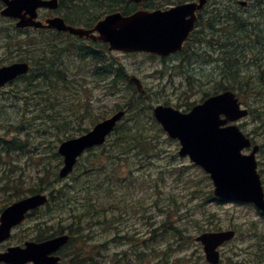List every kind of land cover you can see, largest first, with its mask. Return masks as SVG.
I'll use <instances>...</instances> for the list:
<instances>
[{"label": "trees", "instance_id": "obj_1", "mask_svg": "<svg viewBox=\"0 0 264 264\" xmlns=\"http://www.w3.org/2000/svg\"><path fill=\"white\" fill-rule=\"evenodd\" d=\"M78 2L77 0L70 2L75 7L69 13L72 18L93 16L97 21L102 14L93 15L92 10H96L98 5L106 7L105 13L119 8L128 14L134 8L131 2L123 5L119 0H86L85 2L82 0L81 5ZM257 4L261 6L262 11L260 12L264 18V0H257ZM228 7H231L232 11H228ZM232 7L233 5L227 3L224 5V10L216 9L214 15L201 20V26L206 29L202 40L210 43V47H214L218 54L216 59L220 63V68H223L219 71L218 78L214 79L215 85L218 83L222 85L213 93L206 92L205 97L230 89L235 91L241 99L249 94L260 99L264 96V28L256 26L254 21L249 22L242 20L241 16L237 17L233 14L235 9ZM223 11V14L231 19H227L222 14ZM69 40L65 41L61 36H53L40 44H23L19 40L30 55V58L26 55L22 61L31 60L34 65L28 74L19 79H26L29 85L30 82H35L33 80L38 79L46 86L41 88L42 93L51 90L52 101H49L47 106L56 110L55 124L57 117H62L56 125L59 128L64 127V130H69L72 123H79L83 118L92 116L88 110L80 114L79 108H73L72 117L70 113L66 114L63 111V106L69 99L66 98V94L62 96V92L68 90V95L72 92L75 99L71 103L76 105L82 103L81 95L89 91L87 81L83 77L77 78L82 70L91 69L97 79L100 77V80H110L109 84L112 88L110 93L112 94L121 90L120 85L123 82L130 84L124 65L114 56L111 59L108 58L110 55L105 44L93 43L86 46L81 42L74 43L71 39ZM199 41L201 40L195 32L181 52L183 59L188 61L192 55L198 54L192 44ZM256 41L259 49L255 57L261 61L252 74L251 82H248L244 78V75L248 74L243 68L241 58L247 54V50L250 52L256 50L252 46ZM75 54L77 56L79 54L80 59L76 58ZM67 55L78 59L74 65L75 70L70 69L71 64L62 62V58ZM251 61H255V58H251ZM129 95L128 101L117 108V110L125 109L126 117L117 125L107 141L97 146L102 148L100 152H96V147H93L85 152L86 155L84 153L79 158L74 171L68 178L59 177L63 157L58 151L50 154L37 152L39 156H37L38 162L35 163L37 174L34 182L32 181L24 190L25 188L22 187L27 183L23 174L13 178L9 176L5 186L8 188L11 183H16L15 189L17 190L10 200H1L0 213L9 204L28 195L38 192H45L49 195V201L45 206L28 215V217L32 214H38L37 217L41 216L36 224L37 231L29 240L42 241L64 233L69 234L68 244L60 251L63 261L68 259L69 264H105L102 260L104 256L99 253V250L106 249L112 241L131 246L127 264H142L152 261V257L153 264H180L184 258L180 255L176 256V251L181 249L184 242L189 243L194 240L192 234L188 232L187 223L179 221L183 217V211L187 209L185 216L190 222V219L193 220L192 200L197 199L202 205L216 200L214 186L209 175L205 174L208 182L206 187H203L204 185L199 182L198 184L194 182L191 176L182 179L184 175L182 167L179 168L175 180L171 182L168 192L166 191L167 187L161 183L163 182L161 179H164L163 172L154 173L151 168L154 157H160L163 151V140L168 139L164 136V130L146 103L147 92H139L135 88L130 90ZM247 107L250 116L263 119V104L255 107L247 104ZM49 115L52 116V114ZM106 117L108 116H103L102 119ZM91 121L94 123V120ZM89 129H82L78 124L72 130L81 135ZM25 147V143L17 140L16 136L13 140L0 136V151L6 155L11 153L12 148L24 152ZM54 147L57 148L56 145ZM26 152L29 151L26 150ZM2 156L0 154V158ZM172 158L176 160L178 155L172 153ZM140 171H142L141 174H139ZM205 188H208L207 192ZM183 197H186L184 203L181 201ZM159 213H161V220H159ZM174 213L176 218L172 217ZM156 215L159 216L156 217ZM137 219L139 227L132 226ZM99 227L102 228L101 232ZM216 230L221 229L215 228L208 231ZM107 231L112 232V237L103 236ZM206 231L207 228H204L200 233ZM238 233H241L240 230ZM161 241L165 243L159 245L158 242ZM126 252L123 254H127ZM262 252L259 259L264 257V249ZM170 253L174 255L171 256ZM201 259L203 260L200 256L195 262H204ZM224 260L225 258L222 257L220 264H223ZM262 263L263 261H258L257 264ZM226 264H233V261L227 260ZM235 264L251 263L245 260L235 262Z\"/></svg>", "mask_w": 264, "mask_h": 264}, {"label": "rangeland", "instance_id": "obj_2", "mask_svg": "<svg viewBox=\"0 0 264 264\" xmlns=\"http://www.w3.org/2000/svg\"><path fill=\"white\" fill-rule=\"evenodd\" d=\"M77 1H79V5L82 4L80 2L82 0ZM85 1L86 0H83V2ZM174 1L173 5L180 2V0ZM226 1L227 0H211L205 10L204 17L207 18L210 15H214L216 9L224 10V5L229 3L233 5L232 8L235 9L233 14H236L237 17L241 16L242 20H248L249 22L254 21L256 26L259 25L264 28V18L261 16L260 12L262 9L261 6H258L257 0H248L250 6L247 8L240 6L239 0ZM126 3L128 2H123V5ZM150 4L151 7L171 6V4L162 0H151ZM74 8V4H71L69 9L73 10ZM105 8L106 7H99L98 5L96 10H92V12L94 14L101 13L103 15L106 12L104 11L106 10ZM230 8L228 7L227 10L232 11ZM223 13L224 11L222 14ZM45 14L46 13H43V15ZM217 14H219V11H217ZM223 15L227 17V19H231L228 15ZM220 23H222V21H220ZM10 25H12L10 21L0 18V65L21 61L26 55L27 58H30L27 49L21 45V42L23 44H40L49 39L48 37L45 38L47 34L37 31L21 32L15 28L13 29ZM199 30H201V27ZM197 37L201 41L195 42L192 45L198 54L192 55L191 59L188 61L187 59H183L182 54L163 59L160 56L148 53H123L109 50L108 53H110V56H108V58L111 59L113 58L112 56L116 57L124 65L128 75H135L141 80L143 90L147 92L146 103L150 106L152 112L154 107L159 104L173 106L183 112H188L194 105L204 100L206 92L213 93L222 85H220V83L215 85L214 82V79L218 78L220 75L219 71L223 69L220 68V63L216 59L218 58L217 52H215L214 47H210V43L202 40L205 34L198 33ZM61 38L66 41L65 37L61 36ZM252 46L255 47L256 50L251 52L247 50V54L241 58L243 68L248 74L247 76L244 75V78L248 82H251L250 79H252V74L257 64L261 61V59L255 57V53L259 49L258 42L256 41ZM253 57L255 61H251ZM63 60L64 63L71 64L70 69H76L74 65L78 60L72 55L65 56ZM256 80H258V78ZM26 81V79H18L0 88V136L7 140H13L16 136L17 140H21L25 143V149L29 151L26 152L25 150L23 152L22 150H15L12 148L9 155L0 151L1 156L3 155L2 158H0V202L3 199L10 200L13 194H16V183H11L8 188H5L10 177H19L24 174V178H26V183L28 184L23 185L22 188H25L24 190L29 187L32 181L34 182V178L37 174L35 163L38 162V153L45 152L46 154H50L51 152L58 151V146L63 140L67 139V136L75 137L79 135V133L72 130L78 124L82 129H91L97 120H102L103 116H110L119 105L125 104L130 98V90L132 91L136 87L135 85H128V83L123 82L120 85L121 90L112 94L110 93L112 89L110 88L111 85L105 83L102 85V82L88 84L87 87L89 91L81 95L83 97L82 103L76 105L71 103L75 99L72 92L71 94L69 93V95L68 90L67 92H62L61 95L65 96L66 94V98L69 99V101L65 102L66 105L63 106L64 113H70V117H72L73 108H79L80 114L84 112V110H88L92 114V116L80 120L79 123H72L69 126V130H64V127L59 128L58 125H56L59 124L62 117L58 116L55 124L56 110L47 106L49 101H52L51 90L42 93L41 88H43L44 84L38 79L33 80L35 82H30V85L27 84ZM89 81H91V79H89ZM88 98H90V100H86ZM239 98L246 107L247 104L252 107L261 104L264 105V96L260 97V99H256L249 94L242 97V99L240 96ZM49 114H52V116ZM262 117L263 119L260 120L259 117L255 119L254 116H249L239 122L246 132L250 133L255 131L253 134L255 143L260 145L264 144V114ZM91 120H94V123ZM250 134L252 135V133ZM164 136L169 142L166 139L163 140L164 152L162 151L160 153V157H154L151 170L154 173L163 172L164 179H161L163 181L161 183H164V186L167 187L165 188L166 191L168 192L171 182L175 180L179 173V168L181 167L184 168L182 171L184 174L182 175V179L191 176L194 182H197V184L199 182V184L204 185L203 187H206L205 185H207L208 180L205 174L207 173L203 172L204 170L201 167L191 162L188 157H180L178 155V150L180 148L179 142L169 139L166 134ZM54 145H56L57 148H55ZM101 149V147H96L95 151L100 152ZM172 153H176L178 159H173ZM86 154L87 153H85V155ZM259 155L258 159L259 161L261 160L262 170L264 171V148L259 152ZM141 173L142 171L139 172V174ZM205 191L207 192L208 188H205ZM181 201L183 203L186 202V197H183ZM191 203L193 220L190 219L189 222L188 218L185 216L187 212V209H185L182 213L183 217L179 221H181V223H187L189 228L188 232L192 234L194 240L189 243L184 242L181 249L176 251V256L180 255L184 258L180 261V264L206 263L203 247L200 243L195 241V237L204 228H207V231L215 228L223 230L234 228L240 230L241 233H238L236 238L222 248V254L225 258L223 264H226L227 260L233 261V264L245 260H248L251 264H257L258 261H263L262 264H264V257L259 259V256L263 253L262 249H264V243H262L264 240V218H262V216L245 204L210 201L202 205L197 199L192 200ZM159 214V220H161V213ZM37 216L38 214H32L20 226L14 229L12 236L3 244H0V251L6 250L9 246H21L25 240H29L37 231L36 224L41 217ZM157 216L159 215H156V217ZM172 217L176 218L177 216H175L174 213ZM153 220H151V222ZM137 221L139 220H135L132 226L139 227V222ZM98 229L101 232L102 228L99 227ZM112 235V232L107 231L103 236L112 237ZM161 238H163V236H161ZM164 243L165 241L158 242L159 245ZM249 243L251 245H249ZM130 249L131 246L127 244L112 241L106 249L99 250V253L104 256L102 260H104L103 263L105 264H127L126 262L129 259ZM123 252L127 254H123ZM170 254L171 256L174 255V253ZM200 256L203 258V260H201L204 262H195ZM67 260H65V263L69 264ZM151 260L152 261H147L142 264H153V257Z\"/></svg>", "mask_w": 264, "mask_h": 264}, {"label": "water", "instance_id": "obj_3", "mask_svg": "<svg viewBox=\"0 0 264 264\" xmlns=\"http://www.w3.org/2000/svg\"><path fill=\"white\" fill-rule=\"evenodd\" d=\"M6 4L2 14L19 19V28H55L72 34L87 36L94 40L110 43L111 49L123 51H147L167 56L182 49L183 42L194 28L196 12L204 7L207 0L179 4L167 10H140L131 16L120 12L108 14L92 29L67 25L65 20L56 16L44 24L38 19V9L58 7V0H1ZM140 1V0H136ZM242 1V5H246ZM99 32V35L95 34ZM29 63L16 62L0 67V87L17 76L25 74ZM132 80L142 89L136 77ZM248 114L241 108L239 99L232 91L209 97L204 103L196 105L189 113H183L170 106H158L155 115L169 136L179 139L180 155H189L191 160L202 166L215 185V194L224 200H239L254 203L264 212V190L257 171L255 146L251 154L242 150L251 146V141L229 121H236ZM124 112L99 122L94 128L75 138L61 143L59 152L64 164L59 171L60 177H67L78 162L82 153L95 145L105 142ZM225 115V119L221 116ZM48 201V195L37 193L22 198L7 206L0 216V243L11 236L12 229L19 225L29 211L38 209ZM235 231L205 232L196 239L202 242L206 259L213 264L220 260L219 247L234 237ZM69 241L63 234L44 241H27L25 245L10 247L0 253V262L10 264H64L56 254Z\"/></svg>", "mask_w": 264, "mask_h": 264}, {"label": "flooded vegetation", "instance_id": "obj_4", "mask_svg": "<svg viewBox=\"0 0 264 264\" xmlns=\"http://www.w3.org/2000/svg\"><path fill=\"white\" fill-rule=\"evenodd\" d=\"M71 1L72 0H59V6H58V9L56 11H51V10H46V9L41 10L40 15H39L40 19L46 20L49 17L58 15V16L63 17L66 24H68V25H72L75 27H81V28H85V29H92L96 23L93 16L82 17V18L70 17L69 13L73 11V10L69 9L70 5H71V3H70ZM190 1H194V0H190ZM4 7H5L4 3L2 1H0V18H2L3 20L10 21L12 23V25H10V26L13 27V24H15L16 20L9 19L7 17L2 16L1 11L3 10ZM43 13H46V14L43 15ZM93 15H94V13H93ZM31 29L32 28H29V30H31ZM40 31H41V33L47 34L49 36H52V35L63 36V37H66L68 39H72L76 43L82 42L86 46H90L89 41L91 39H87L85 37L80 38L78 35H72L69 32H61V31H57L55 29H43Z\"/></svg>", "mask_w": 264, "mask_h": 264}]
</instances>
